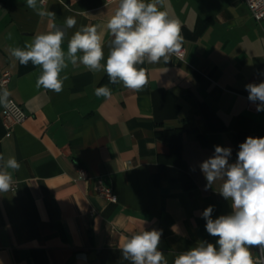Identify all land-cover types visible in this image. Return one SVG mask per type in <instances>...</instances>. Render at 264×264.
<instances>
[{
    "label": "crops",
    "instance_id": "crops-1",
    "mask_svg": "<svg viewBox=\"0 0 264 264\" xmlns=\"http://www.w3.org/2000/svg\"><path fill=\"white\" fill-rule=\"evenodd\" d=\"M118 5L47 0L43 7L61 28L76 17L77 26L65 29L67 51L81 25H105ZM159 7L180 21L182 59L141 65L148 84L140 92L69 65L57 94L37 89L39 67L19 64L9 51L52 21L26 0H0V77L11 74L0 90L27 113L8 130L0 105V154L21 163L15 191L0 194V264H130L121 243L143 227L162 230L159 250L169 264L199 241L216 244L201 214L208 206L213 219L231 214V201L217 192L219 181L205 190L199 166L217 145L231 148L234 163L247 137H264V111L248 110L245 88L264 81V20L257 23L243 0H163ZM101 32L107 57L111 37ZM102 85L111 97L94 95ZM98 180L115 203L97 193Z\"/></svg>",
    "mask_w": 264,
    "mask_h": 264
},
{
    "label": "clouds",
    "instance_id": "clouds-1",
    "mask_svg": "<svg viewBox=\"0 0 264 264\" xmlns=\"http://www.w3.org/2000/svg\"><path fill=\"white\" fill-rule=\"evenodd\" d=\"M163 0H119L114 14L101 25H81L68 39L67 51L62 47L65 29L77 26V19L68 16L64 28L55 24V13L43 7L44 0H26V7L52 23L49 31L39 33L23 47L13 46L9 51L19 64L39 67L35 87L57 94L68 79L69 65H83L93 73L105 72L109 83H122L135 92L148 84L144 64H167L182 51L184 36L178 18L170 17L160 9ZM111 37L104 53V33ZM8 39H13L12 33ZM102 61H106L102 63ZM63 74V75H62ZM248 99L257 103V111H264V81L245 86ZM7 88L0 90V105L6 109L12 104ZM97 97L109 98L112 90L107 85L94 89ZM231 148L215 146L214 153L200 164L207 183L205 190L221 182L217 191L231 201V214L213 219V206L202 212L206 231L218 237L216 244L199 241L196 246L178 253L172 264H264V137L249 136L239 145L237 159L229 162ZM21 168L15 155L0 154V194L15 191L14 174ZM146 223V221H144ZM162 230H142L125 236L121 243L122 258L130 264H169L159 250ZM218 245V247H217ZM258 247L259 253L252 249Z\"/></svg>",
    "mask_w": 264,
    "mask_h": 264
},
{
    "label": "built area",
    "instance_id": "built-area-1",
    "mask_svg": "<svg viewBox=\"0 0 264 264\" xmlns=\"http://www.w3.org/2000/svg\"><path fill=\"white\" fill-rule=\"evenodd\" d=\"M47 0H44V3ZM246 5L248 6L251 16L254 18V20L257 23H261L264 20V0H243ZM112 2H119V0H105V3H112ZM177 58L182 59L184 56V50L178 54L175 55ZM11 79V74L9 71L3 72V74L0 77V87H6ZM12 101V104L9 105V107L6 109L3 107L2 110V120L5 125V127L10 130L13 127L20 125L24 123L27 119V113L25 112L24 108L16 103L14 100ZM258 103V102H257ZM257 103H253L249 100L248 102V110L255 112L257 111ZM87 172L85 168L80 167L79 168V177L80 178H86ZM97 193L107 200L108 202H116L117 197L114 194L113 190L110 187H107L104 185L102 180H98V184L96 186Z\"/></svg>",
    "mask_w": 264,
    "mask_h": 264
}]
</instances>
